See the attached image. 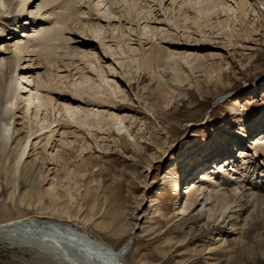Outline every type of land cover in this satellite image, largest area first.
<instances>
[{"label":"rangeland","instance_id":"obj_1","mask_svg":"<svg viewBox=\"0 0 264 264\" xmlns=\"http://www.w3.org/2000/svg\"><path fill=\"white\" fill-rule=\"evenodd\" d=\"M216 1L138 0L127 18L130 0H35L26 14L29 17L32 11L33 21L22 23L31 31L21 30L29 37L19 40L25 45L18 54L23 57L18 66L27 69L31 83L24 85L19 79V108L13 113L26 121L23 96L30 89L34 98L55 103L54 124L44 121L45 113L33 120L35 109L29 108L27 118L34 130L45 127L41 138L49 140L45 150L35 151L32 142L26 151L32 157L37 153L44 164L39 191L45 205L20 204L18 190L10 202L9 191L1 189L0 224L21 218L64 221L115 251L131 240L124 264H264V205L240 214L241 218L250 215L246 225L242 227L240 221L234 232H229L231 221L223 218L219 232L210 230L215 223L200 204L186 203V191L194 182L229 157L239 156L240 149L252 157V143L264 133V23L246 8L244 26L250 36L242 34L236 40L230 30L232 26L241 30L237 5L242 0H220L226 12L219 11L218 16L204 10ZM17 2L0 0V21L6 17L19 21ZM256 3L264 15L259 5L264 0ZM143 16L152 20L141 21L137 31L132 20ZM193 17L202 33L192 25ZM81 28L87 29L88 38L80 35ZM56 31L58 38L36 40L39 34ZM152 33L157 36L152 38ZM79 36L91 46L78 48ZM150 49L156 63L147 73L143 64ZM47 79L50 82L45 84ZM64 95H78L83 111L98 115L101 126L82 124L78 110L77 121L70 124L76 128L61 129L58 125L67 123L63 118L56 122L61 116L57 100ZM101 100L105 102L98 105ZM87 101L98 106H86ZM116 106L127 110L115 114ZM111 115L118 120H110ZM6 154L1 155L0 165ZM241 164L238 173L250 175L251 171L242 172ZM221 183L220 194H226L230 183ZM53 202L67 205V212L77 220L52 215ZM217 208L212 209L218 212L216 218ZM181 209L185 216L178 215ZM228 216L234 219L236 213ZM217 237L222 240L215 242ZM214 244L221 245L215 262L205 254ZM0 264L49 262L26 248L2 244Z\"/></svg>","mask_w":264,"mask_h":264},{"label":"bare ground","instance_id":"obj_2","mask_svg":"<svg viewBox=\"0 0 264 264\" xmlns=\"http://www.w3.org/2000/svg\"><path fill=\"white\" fill-rule=\"evenodd\" d=\"M1 1H3V4L9 2V0H1ZM13 1L14 0H10V2ZM257 1L258 0H242L241 3H238L237 6L239 10V16H237V19L239 21V26L241 30L237 31L235 27L232 26L233 28H231L230 30L231 37H234L233 36L234 33H236L235 34L236 40L242 39V34H244L245 36H250V31L244 26L245 24L244 17L247 16L246 8H250L252 12L258 14L261 20L260 24L264 23V15L262 14V12L260 13V9L258 8V4L256 3ZM136 2H138V0H130L126 10L127 11L126 15L128 16L127 18H131V16H129L130 11L132 10V8L135 7ZM34 4H35V0H19V2L16 3L17 9L15 11L18 14L22 13V16L24 17L26 14L28 15V10L32 9V6ZM183 5L186 4H184L183 2ZM259 5H261L262 8L264 9V4L260 3ZM224 7H226V4L222 3V1L220 0H217L216 2L210 3V5L207 6L204 10L208 12L214 11L215 16H218L220 14L219 11H221L222 13L226 12L224 10ZM25 9H27L26 12ZM230 10L231 12L232 11L235 12L233 9ZM31 14L32 11L29 12V17L26 15L25 19L23 20L33 21L31 19ZM151 20L152 19H148V17L143 16L138 19L133 18L132 22L134 23L138 31L141 21L145 22L146 24H150ZM191 23L199 33H202V26L197 22L196 17L192 18ZM224 24L225 23L221 21H218L217 23L218 26L222 25L223 27ZM24 27L26 28L27 25L25 24ZM12 28H13L12 34L15 35V38L12 37L14 38L13 41L18 40V44L15 45L16 48L14 50H12V47L9 44V40L11 38H5L6 33L10 32ZM56 32L50 34L49 33L39 34L37 36L38 38L36 37V40L45 41L50 38H58L59 34L58 32L57 33ZM79 33L80 35L84 36L85 39L86 37L88 38L87 29L81 28ZM24 34H25L24 31L19 32V29H17V25L13 23L11 18L7 19L6 17L5 19H1L0 21V157L1 155L6 154L5 151L7 152V154L5 156V161L0 165V178L3 179V183L0 185V190L3 189L9 191L8 198L10 202L14 201L15 191L18 190L19 194L17 200L19 201L20 204L21 203L23 204L26 203L29 205L37 204L40 206L42 205L43 207L45 205V202L43 200V196L39 191V186H40L39 180L42 176L44 164L40 163L37 160L38 158L36 157L37 153L34 154L32 157V155L29 156V152L26 153V151L28 147H31L32 142H34L32 149L36 148L35 151H38V149L45 150L49 140L48 138L46 139V137L45 139L41 138L43 136L41 131L46 128L44 127L43 129L34 130L30 118L29 119L27 118L30 112L29 108L35 109L33 113L31 112L34 118L33 120H37L40 115L45 113L47 115L44 116V121H48L50 124H54L55 119L53 115V120H52V114H54L55 103L52 105V100L50 98H43L42 96L40 97L35 96L34 98L33 95L31 96V94H29V92L31 91L30 89V90H26L25 92L27 93V95L23 96L24 103L27 104L26 107L24 106L25 112H22L23 114H25L24 118L26 119V121H22L20 117L16 116V114L13 113L14 110H17L19 108L18 100H17L19 79H21L20 81L23 82L24 85L30 82L28 81V79H30V76L27 69H23L20 68L21 66H18L20 61L23 59V57H20V55L18 54L21 53L25 45V44L23 46L20 45L21 42L19 40L26 36ZM156 36H157L156 33H152V38ZM81 38L82 37L79 38V42L75 43L78 48H82V47L88 48L91 46V42H89L88 40H82ZM149 43H151V41ZM149 52H150L149 56L145 58L143 64L144 71L147 73L151 71L152 67L154 66L153 64L156 63L155 60L152 58V49H150ZM187 52H188L187 49L183 51V53L181 54L183 55V58L185 57ZM46 60H48V58H46ZM98 61H100V58L96 59L97 64ZM68 67L69 66L66 65L63 68L67 69ZM63 72H67V71H63ZM85 80L86 79H84L82 82L85 83L86 82ZM144 80L145 78L143 76L141 78V81ZM44 82L45 84H48L50 81L49 79H47ZM78 97H79L78 95L77 96L74 95V97L64 95L58 98L57 102H61V104H59L61 106V110L58 109L61 116L56 122H59V120L63 118L65 121L63 120L62 121L65 122V124L67 123V125L59 124L58 126H60L61 129L76 128V127H70V124L75 123V121L77 120L79 121L81 120L80 122L81 123L83 122L85 125L87 124L86 126L95 123L96 125L101 126L100 119H98V115L87 114L85 111H83L84 109L80 105L83 101L80 100ZM35 100L37 101L35 102ZM104 102L105 101L101 100V102H98L97 104L102 105V103ZM85 104L86 106H93V107L97 105L96 103H93L91 101H87ZM78 110H81L82 113ZM113 110L114 113L117 114L127 110V108H124L122 106H116L114 107ZM79 113H81L82 116L80 118L77 117L78 119L75 118ZM66 116L69 117V119ZM115 117L116 116L111 115L109 116V119L118 120L115 119ZM91 127H95V125H92ZM54 131L51 132L54 133ZM94 132L96 133L98 131L95 130ZM246 134L247 133H242V136L246 137L247 136ZM43 141L44 144H42ZM252 145H253L252 149L254 153L252 157H249L246 153L245 154L242 153L241 151H244V149L238 150V152L240 153L239 156L242 155V157L241 156L240 157L236 156L234 158L229 157L226 161H224V163L222 164L220 163L219 166L215 167L217 169L218 167L221 166L218 170L219 172L211 171L209 175L208 173L206 175L202 174L204 175L203 177H205L206 179L204 180V178L201 176L202 178L198 182H194L186 191V196H187L186 203L194 204V206H198L200 204L202 207V211L206 210L205 212H207L208 215L211 216L210 217L211 222L213 221L215 224L212 225L210 230H218L219 232H221L222 227L220 224L223 223V218L227 217L229 221H231L229 232H234L237 230L235 227H237L240 224V221L242 222V227L246 225L248 221L247 218L250 215L249 214L247 215V217L241 218L240 214L248 213L250 209L252 210L253 208H256L260 205H264V175H260V169L262 170L264 168V133L260 137L254 139ZM239 161L242 162L241 164L242 172L251 171L250 175H244L238 173L240 171L237 166ZM228 167H231V170L229 172H233L232 177H230L231 173H227ZM253 174H257V175L254 181H251L250 178ZM218 175H221L219 179L216 178V176ZM221 178H224V180L220 181ZM203 182L207 183L206 184L207 186H204ZM220 182H223L224 184L230 183L231 189L226 194H220L221 189L219 185H222V183L220 184ZM230 199H232L231 203H230ZM210 205H212L211 208L208 207ZM50 206L53 213L52 215L58 218L65 217L67 218V220L70 221L77 220L76 215L69 214L67 212L68 211L66 209L67 205L58 202H53ZM216 207H218L217 209L220 212V215L217 218L216 215L218 212L216 213L212 212V209ZM234 208H235L234 212L236 213V216L233 219V216H228V215L234 213L232 211V209ZM178 215L185 216L186 211H182L181 209V213H179ZM81 224L85 225L86 222L82 221ZM208 231L209 229H204V232H208ZM118 233H121V235L123 236L126 235L125 231H120ZM118 233L113 232L112 235H117L119 237L120 234ZM221 240L222 239L218 238L215 239V242ZM131 243H132L131 240H128L121 246L119 250L115 251L111 248V246L107 245L100 238L92 237L87 232L81 231L79 230V228H74V226L69 224L68 222L58 221L53 219L21 218L0 224V245L7 244L11 247H18L21 249L26 248L30 251L37 253V255H39L40 257H44L46 260H48L49 264H124L123 261L128 252V249L130 248ZM220 248L221 245L217 246V244H214L212 247H210V249L205 252V254L207 255L206 257H208V260L214 262L218 261L217 259H214V256H216L215 253L219 251Z\"/></svg>","mask_w":264,"mask_h":264}]
</instances>
